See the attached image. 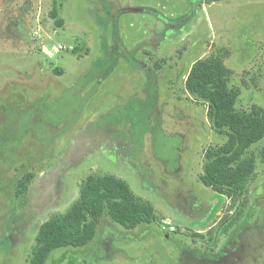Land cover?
Instances as JSON below:
<instances>
[{
  "label": "rangeland",
  "instance_id": "obj_1",
  "mask_svg": "<svg viewBox=\"0 0 264 264\" xmlns=\"http://www.w3.org/2000/svg\"><path fill=\"white\" fill-rule=\"evenodd\" d=\"M212 55L236 108L264 109V0H0V264H27L40 224L107 174L156 220L104 213L45 264H264V138L239 200L200 181L226 136L184 81Z\"/></svg>",
  "mask_w": 264,
  "mask_h": 264
},
{
  "label": "trees",
  "instance_id": "obj_2",
  "mask_svg": "<svg viewBox=\"0 0 264 264\" xmlns=\"http://www.w3.org/2000/svg\"><path fill=\"white\" fill-rule=\"evenodd\" d=\"M52 15L55 17L56 11ZM229 76L221 56L212 55L192 64L184 86L206 102L212 128L226 136L222 145L207 149L200 181L219 194L239 200L257 175L255 162L245 154L264 138V109L253 105L249 111L238 110L240 92L229 87ZM104 213L126 229L156 220L152 204L135 197L125 180L111 174L90 175L63 214L40 224L27 264H45L51 252L61 247L87 245L96 236L98 219Z\"/></svg>",
  "mask_w": 264,
  "mask_h": 264
}]
</instances>
